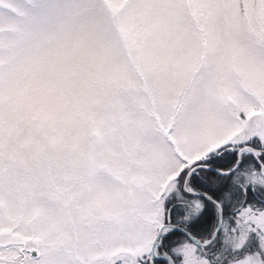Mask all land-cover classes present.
Segmentation results:
<instances>
[{"label":"snow or ice","instance_id":"6c2138e0","mask_svg":"<svg viewBox=\"0 0 264 264\" xmlns=\"http://www.w3.org/2000/svg\"><path fill=\"white\" fill-rule=\"evenodd\" d=\"M0 264H264V0H0Z\"/></svg>","mask_w":264,"mask_h":264}]
</instances>
